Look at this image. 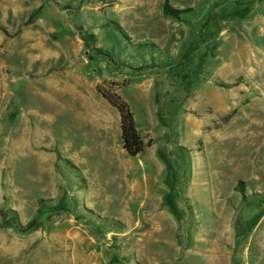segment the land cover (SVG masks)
I'll return each instance as SVG.
<instances>
[{
    "label": "rangeland",
    "instance_id": "rangeland-1",
    "mask_svg": "<svg viewBox=\"0 0 264 264\" xmlns=\"http://www.w3.org/2000/svg\"><path fill=\"white\" fill-rule=\"evenodd\" d=\"M0 264H264V0H0Z\"/></svg>",
    "mask_w": 264,
    "mask_h": 264
},
{
    "label": "trees",
    "instance_id": "trees-1",
    "mask_svg": "<svg viewBox=\"0 0 264 264\" xmlns=\"http://www.w3.org/2000/svg\"><path fill=\"white\" fill-rule=\"evenodd\" d=\"M49 2H54L55 0H46ZM163 14L166 17L178 19L179 12L171 9L169 4H165L163 8ZM39 12L32 17L27 26L32 25L36 18L38 17ZM90 40H93V37H89ZM88 44V42H86ZM98 93L108 102V104L113 107L118 114L120 115V130H121V140L123 143L124 150L132 157H137L145 152V150L150 147V144H145L141 139L140 134L136 128V123L133 119V116L129 112L126 105L117 97L113 96L110 93L104 92L101 88H98ZM232 120V116L228 115L224 118H221L219 122H216L213 126V130L219 131L223 127L227 126ZM211 129H209L210 131Z\"/></svg>",
    "mask_w": 264,
    "mask_h": 264
},
{
    "label": "bare ground",
    "instance_id": "bare-ground-1",
    "mask_svg": "<svg viewBox=\"0 0 264 264\" xmlns=\"http://www.w3.org/2000/svg\"><path fill=\"white\" fill-rule=\"evenodd\" d=\"M217 230V229H216ZM204 232L206 233V230L204 229Z\"/></svg>",
    "mask_w": 264,
    "mask_h": 264
}]
</instances>
